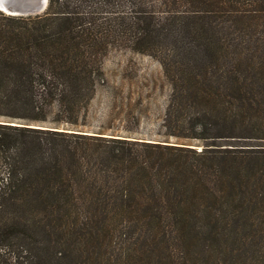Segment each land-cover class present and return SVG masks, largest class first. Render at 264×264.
<instances>
[{
	"label": "trees",
	"instance_id": "trees-1",
	"mask_svg": "<svg viewBox=\"0 0 264 264\" xmlns=\"http://www.w3.org/2000/svg\"><path fill=\"white\" fill-rule=\"evenodd\" d=\"M115 46L185 142L83 128ZM0 264H264V0L0 10Z\"/></svg>",
	"mask_w": 264,
	"mask_h": 264
},
{
	"label": "rangeland",
	"instance_id": "rangeland-1",
	"mask_svg": "<svg viewBox=\"0 0 264 264\" xmlns=\"http://www.w3.org/2000/svg\"><path fill=\"white\" fill-rule=\"evenodd\" d=\"M103 71L96 94L85 112L83 128L172 143L185 142L164 134L165 110L172 87L158 60L115 46L103 60Z\"/></svg>",
	"mask_w": 264,
	"mask_h": 264
},
{
	"label": "water",
	"instance_id": "water-1",
	"mask_svg": "<svg viewBox=\"0 0 264 264\" xmlns=\"http://www.w3.org/2000/svg\"><path fill=\"white\" fill-rule=\"evenodd\" d=\"M13 6L10 11L0 6V10L13 15H35L42 13L48 4V0H8ZM2 2L0 1V4Z\"/></svg>",
	"mask_w": 264,
	"mask_h": 264
},
{
	"label": "bare ground",
	"instance_id": "bare-ground-1",
	"mask_svg": "<svg viewBox=\"0 0 264 264\" xmlns=\"http://www.w3.org/2000/svg\"><path fill=\"white\" fill-rule=\"evenodd\" d=\"M2 3L0 4L5 10L10 11L12 8V4L8 0H0Z\"/></svg>",
	"mask_w": 264,
	"mask_h": 264
},
{
	"label": "crops",
	"instance_id": "crops-1",
	"mask_svg": "<svg viewBox=\"0 0 264 264\" xmlns=\"http://www.w3.org/2000/svg\"><path fill=\"white\" fill-rule=\"evenodd\" d=\"M104 133H106V134H114L115 135V133H109L108 131H104Z\"/></svg>",
	"mask_w": 264,
	"mask_h": 264
}]
</instances>
